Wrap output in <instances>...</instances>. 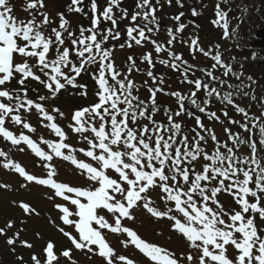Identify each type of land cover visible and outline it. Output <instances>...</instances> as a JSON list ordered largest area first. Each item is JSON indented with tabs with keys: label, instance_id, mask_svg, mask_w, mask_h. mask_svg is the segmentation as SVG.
<instances>
[{
	"label": "snow or ice",
	"instance_id": "6c2138e0",
	"mask_svg": "<svg viewBox=\"0 0 264 264\" xmlns=\"http://www.w3.org/2000/svg\"><path fill=\"white\" fill-rule=\"evenodd\" d=\"M172 2L164 0L170 7ZM175 4L181 9L185 7L184 0H175ZM45 7V0H27L23 11L31 18L19 19L13 14L10 0H0V138L18 148L21 144L27 145L39 158V166L46 170V175L29 173L3 150L0 157L4 160L0 163L27 183L51 189L53 194L48 196L49 200L58 197L65 202L55 204L60 212L59 220L72 229L68 231L56 225L71 247L57 252L55 242L50 239L42 249V257L36 253L31 255L32 264H61V258L67 264H77L73 250L98 255L106 264H117V261L137 264L126 255H116L107 238L109 233L126 237L120 241L123 247H134L149 264H264V157L259 155L254 139L258 129L259 144L264 148V111L259 116H250L235 104L232 92L221 95L217 87L199 78H189L194 66L172 49L187 27L182 22L185 13L180 11L170 17L175 26L167 27L168 39L161 42L153 37L164 27L157 15L164 7L162 0H135V8L131 10L123 7V0H107L102 10L98 0H90L88 11L84 0H70L69 13L90 18V26L81 25L79 35L69 30L70 22L63 12L57 13L58 27H51L48 32L53 21L48 12L41 11ZM199 14L193 7L191 15ZM215 16L212 23L223 28V36L228 38V12L221 8V2L215 6ZM122 21H127L124 26L127 38L119 45L121 49L150 43L156 54L155 60L151 51L141 56V63L148 65L147 76L154 85L147 88V99L139 95L147 81L137 85L130 78L133 70L140 71L135 58L129 56L127 72H121L113 56L115 45L105 47L110 40L121 39ZM103 22L110 27L102 29ZM189 49L204 56H209L211 51H204L198 37L191 38ZM161 53H166L167 58H161ZM212 59L216 62L213 68L225 67V76L232 71L223 65L219 52ZM156 63L180 73L181 83L193 87L187 93L165 91L164 76L157 77L152 71ZM90 65H98L91 73L98 86L96 102L76 109L65 129L58 122V118H65V113L58 107L49 108L47 102L55 100L66 86L86 88L77 84V77L89 71ZM201 71L213 81L219 80L212 71ZM12 80L19 87H5ZM29 81L41 85L46 94H40V89L31 87ZM219 83L223 87L225 81ZM202 90L207 97L203 101L198 96ZM30 91L37 93L35 99L29 97ZM158 93L175 98V109L163 106L166 123L157 119L162 108L157 102ZM80 94L86 96L87 91ZM213 96L244 116V123L237 120L229 123L238 124L247 136L225 127L228 140L222 142L213 128L205 126L201 117L186 107L191 105L209 120H219L216 112L208 111ZM33 115L39 118L40 128L57 139L44 135L34 139L24 131L17 134L7 126L10 122L27 133L36 134L38 128L32 122ZM183 115L195 118L192 135L184 131L178 119ZM69 131L78 136L77 144L81 146L68 142ZM41 145H46L47 150ZM245 147L250 150L248 153L242 151ZM55 158L70 162L81 183L74 185L58 180ZM5 187L8 185L0 184V188ZM222 193L232 197L235 207L220 200ZM18 207L25 215H39L29 203L21 201ZM139 209L157 220L169 221L170 231L182 237L187 250L178 254L172 248L143 238L125 224L124 221L136 220L135 210ZM13 227V222L8 221L0 228V236H7V230ZM20 231L7 238L13 252ZM19 242L25 248H33L27 240ZM17 260L23 261V256H17Z\"/></svg>",
	"mask_w": 264,
	"mask_h": 264
},
{
	"label": "rangeland",
	"instance_id": "374dc122",
	"mask_svg": "<svg viewBox=\"0 0 264 264\" xmlns=\"http://www.w3.org/2000/svg\"><path fill=\"white\" fill-rule=\"evenodd\" d=\"M247 3H252V1H248ZM124 7L127 6V1L123 2ZM162 21V18H160ZM164 23V22H161ZM201 23V22H200ZM206 23V19L203 18V21L201 23V26L204 28V24ZM175 47H182L181 45H176ZM118 53L124 52V49L118 48L116 50ZM243 73H245L248 76H252L253 78L258 76H264V64L260 66L255 65H247L244 67ZM64 111L68 110L67 108H63ZM29 153L25 151V154H22L17 149L11 150L8 154V158L13 159L17 163H24V160L28 159ZM4 160L3 157H0V162ZM40 164L36 165L35 162L27 161L26 167L29 170V173H33L37 176H44V173H46V170L39 166ZM69 166L71 169H75L73 165L69 162ZM60 179L64 180L65 182H69L71 184H78L76 181H81V178L78 176L77 173H61ZM4 177V178H3ZM17 175H14L13 170L6 169L2 166V163H0V184L6 185L9 184L10 188H0V225L1 227H5V225L8 223V221H12L14 224V227L12 229L7 230V236H0V248L1 254L4 257H9L13 260V251L12 248L7 244V237H12L17 231H20V237L19 240H27L29 243H34V246H43V242H46L50 239H53L55 242L59 241L60 237H62V234L57 231V228L55 229L56 225H60L62 227H65L66 230L72 231V229L67 228V226H64L60 220H58V209L55 207H51L50 201L48 198L44 197L43 195H40V192L47 193L46 190L42 185H38L41 188H38L35 186L34 183H24L27 184L26 187H21L20 184L23 179H17ZM21 187V188H20ZM23 200V202L29 203L33 208L36 209V212L39 213V215H25L23 211L18 207V204ZM57 203H65L62 200L55 199V204ZM6 210V213L5 211ZM55 223H51L50 221H54ZM142 220L146 222V224H153L155 229H162L163 227L160 224L152 223L148 218L142 217ZM55 225V226H54ZM0 227V228H1ZM39 234V237L37 236ZM147 237V235H146ZM171 237V238H170ZM158 241L162 246L172 248L173 250L179 252L186 251L187 246L186 242L179 238L176 234L171 233L169 230H165L164 228L161 230V234L157 236ZM22 245L19 244L17 246V250L20 254L25 255L26 254V261L28 263H31V258L28 255H31L33 253L40 254L39 250L35 247L31 249H27L25 251H21L19 248ZM66 246V245H65ZM16 247V245L14 246ZM23 248V246H22ZM137 253H134L136 255ZM117 255V253H116ZM118 256V255H117ZM147 260V258H146ZM135 261L139 262V264H145L144 260L141 257H137ZM137 262V264H138ZM17 264H21L20 261H17ZM61 264H67L66 262H63ZM93 264H103L102 263V257L95 259L93 261ZM117 264H120V262L117 261ZM149 264V261L147 260V263Z\"/></svg>",
	"mask_w": 264,
	"mask_h": 264
},
{
	"label": "trees",
	"instance_id": "16d2710c",
	"mask_svg": "<svg viewBox=\"0 0 264 264\" xmlns=\"http://www.w3.org/2000/svg\"><path fill=\"white\" fill-rule=\"evenodd\" d=\"M163 2H164V0H162V3ZM67 4H68V2H66V1L63 2V0L62 1L51 0V3L49 5V7L51 9V14L53 16L55 14V16L53 17V21H54V19H56L55 21H57V17H58L57 13H60L62 11L61 9H65ZM47 8H48V6H47ZM165 10H166V7L164 6L162 11L157 13L158 17H161ZM259 15L261 16V19L264 21V0H256L255 6L253 5V7L250 10L249 21H250V37L251 38H253L252 35H253L254 29L256 28V26H257V28L260 26L259 23H256L259 20ZM78 18H80V20H83L82 14H79V13L71 14L70 19L77 20ZM86 22H87L88 26H90V22L88 20H86ZM81 23H83V21ZM106 24H109V23L106 22ZM100 27L102 28V25ZM162 29H164V28H162ZM162 29H161V32H163ZM154 39H156V38H154ZM120 40H118V41L110 40L106 44V47H112L113 45H115V47H116V45H118L120 43ZM161 42H165L164 39ZM144 47H148L147 50L152 52L153 59L155 60L156 59V54L154 52L153 46L150 43H145ZM144 47H142V48H144ZM160 55H161V58H165V56L167 54L166 53H161ZM133 57L135 58L136 65L140 69V71L133 70L131 74L134 75V74L137 73V76H142L143 79H144V81H142V83H143L142 85H144L145 81H147V84H149V85H146V86L142 87L143 88V97H141V98L142 99H147V97L149 96L147 88L151 87V86H154L152 84L151 78H149L147 76L146 69L148 68V65L146 63H141V56L140 55H136L135 54V56L133 55ZM123 58H124V61H122L121 64L127 67L128 56L124 54ZM259 58H261V56H258L256 59L253 57V59H255V60H258ZM74 60H75V58H74ZM251 61H254V60H251ZM97 67H98V65H90L89 66V71L84 72V73H82L80 75L77 84L78 85H85L86 88H79V87L74 88L72 86H66L65 89L61 90V92L59 93L58 97L55 100L47 102V106H54V107H58L60 109L67 108V109L74 110V109H78L80 107H85V106H88L90 104L95 103L96 102L95 92L97 91V88L95 87V81L92 79L91 73L95 72ZM152 71L154 72V74L157 77H159L160 75L164 76L165 84L163 85V87H164L165 91H169L168 82H169V78L170 77L175 78L177 80V83L182 80V77L180 76V73L173 72V71L169 70L168 68L164 67L163 65H161L159 63H156L155 68L152 69ZM190 79H194L192 75H191ZM30 82H31L32 87L39 88L40 90L43 89V87L41 85L36 84L34 81H30ZM13 87H18L16 82L13 83ZM177 88H179V86H177ZM83 91H87V95L86 96L80 94ZM36 96H37L36 92H32V91L29 92V97L30 98L35 99ZM258 96H263V95L258 94ZM163 98H165V99H163ZM62 99L67 104H69V106H65V107L59 106L57 101H60ZM233 100L238 105H240L242 108H244L249 113V115L252 114V111H257V110H263L264 109V98L263 97H258V98H255V99H249V97H241V98H234ZM171 101H175V98L170 97V96H164V95L159 94V93L157 94V102H158V104H160L162 106L161 112L158 114L157 119L163 121L164 123H166L167 121H166V119L164 117L163 106L170 107L169 103H171ZM210 104H212V103H210ZM218 104L226 106L224 103H218ZM174 106H176L175 103H174ZM186 107L188 108L189 111L195 113V115L200 116L199 113H198V110L196 108H194V107H192L191 105H188V104H186ZM205 117L207 118V115ZM178 119L182 122L184 131L189 133L190 135H192L191 129L196 126L195 118L194 117L190 118L187 115H183L182 117H179ZM236 120L240 121L241 123L245 122L244 117L243 118H240V117L237 118L236 117ZM32 121H33V119H32ZM66 129H67V126H66ZM234 129L239 130V125L238 124H234ZM215 132L217 134V131H215ZM256 133L257 134L255 135L254 139H255V141L257 143V147H258V150H259V155L261 157H264V148H262L260 146V144H259L260 137H259L258 131H256ZM69 134L72 135L73 133H71L69 131ZM211 147H212V142L209 140V150H211ZM249 151L250 150L247 149V153ZM219 198L226 205L235 207V204H234V202L232 200V197L229 196L228 194L222 193ZM135 211H136V214H137L138 211L145 212L142 209L135 210ZM151 218H152L153 222H157V223H164L165 221H167L165 219L157 220L156 218H153V217H151ZM0 262H1V264L5 263V262H3L1 260H0Z\"/></svg>",
	"mask_w": 264,
	"mask_h": 264
},
{
	"label": "water",
	"instance_id": "95a60500",
	"mask_svg": "<svg viewBox=\"0 0 264 264\" xmlns=\"http://www.w3.org/2000/svg\"><path fill=\"white\" fill-rule=\"evenodd\" d=\"M263 38H264V34H260ZM263 45H264V42H263Z\"/></svg>",
	"mask_w": 264,
	"mask_h": 264
}]
</instances>
